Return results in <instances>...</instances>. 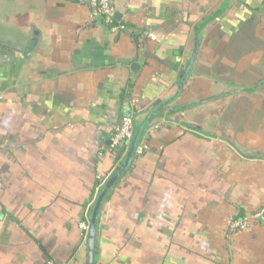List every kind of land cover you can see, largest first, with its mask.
<instances>
[{"label":"crops","instance_id":"obj_1","mask_svg":"<svg viewBox=\"0 0 264 264\" xmlns=\"http://www.w3.org/2000/svg\"><path fill=\"white\" fill-rule=\"evenodd\" d=\"M111 6L116 32L88 0H0V264L87 263L127 113L150 149L104 199L95 264H264V221L229 233L264 205V0Z\"/></svg>","mask_w":264,"mask_h":264},{"label":"built area","instance_id":"obj_2","mask_svg":"<svg viewBox=\"0 0 264 264\" xmlns=\"http://www.w3.org/2000/svg\"><path fill=\"white\" fill-rule=\"evenodd\" d=\"M91 8V16L93 19H103L105 24L112 27V31L116 32L120 27L114 26V12L111 6V0H88ZM154 39V36H152ZM158 128V125L153 127ZM135 133V122L134 116L129 114L124 116L115 128L114 135L112 138L111 146L114 150L123 149V155L129 148L132 138ZM149 145L147 142L143 141L138 144L135 155L137 157L143 156L147 151H149ZM264 221V205L252 213L251 215L236 218L230 222L229 233L236 234L247 230L252 224L260 223ZM90 228L89 220L86 219L81 222L80 229L82 231V236L84 240L88 239V231ZM49 264H53L50 262Z\"/></svg>","mask_w":264,"mask_h":264},{"label":"water","instance_id":"obj_3","mask_svg":"<svg viewBox=\"0 0 264 264\" xmlns=\"http://www.w3.org/2000/svg\"><path fill=\"white\" fill-rule=\"evenodd\" d=\"M120 15L119 13H116L115 16ZM198 52V43L195 45V49L193 52V55L191 57V60L189 62V66L186 72V76L190 73L194 61L196 59V55ZM135 69H138V66H134ZM183 82H181L178 95L181 94L183 87H184V82L185 79L184 75L182 76ZM172 102V101H171ZM129 114L127 113L126 116ZM139 134L137 132L134 133V136L132 138L131 144L128 148V156L124 162V164L120 167L118 172L109 180L106 182V184L103 186L99 194L97 195L96 199L94 200L93 204L90 206L89 212L87 213V219L89 220L90 223V228L88 231V239L87 245H88V259L86 264H95L96 263V257H95V243H96V236H97V231H98V225H99V216L102 208V204L104 202V199L106 195L108 194L109 190L112 188L114 183L118 180L119 176L126 171L128 168L130 162L135 156V151L136 148L139 144L138 142Z\"/></svg>","mask_w":264,"mask_h":264},{"label":"trees","instance_id":"obj_4","mask_svg":"<svg viewBox=\"0 0 264 264\" xmlns=\"http://www.w3.org/2000/svg\"><path fill=\"white\" fill-rule=\"evenodd\" d=\"M119 151H120V152H118V153H120V154H121V152H123V149H120ZM120 154H119V156H120Z\"/></svg>","mask_w":264,"mask_h":264}]
</instances>
